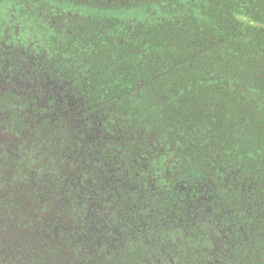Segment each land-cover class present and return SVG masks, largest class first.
Listing matches in <instances>:
<instances>
[{
    "label": "trees",
    "instance_id": "trees-1",
    "mask_svg": "<svg viewBox=\"0 0 264 264\" xmlns=\"http://www.w3.org/2000/svg\"><path fill=\"white\" fill-rule=\"evenodd\" d=\"M0 264H264V0H0Z\"/></svg>",
    "mask_w": 264,
    "mask_h": 264
}]
</instances>
